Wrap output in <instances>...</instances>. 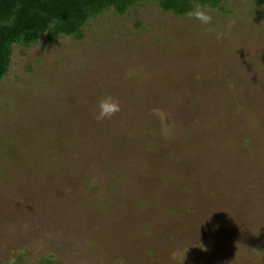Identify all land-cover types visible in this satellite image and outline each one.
<instances>
[{"label":"rangeland","instance_id":"1","mask_svg":"<svg viewBox=\"0 0 264 264\" xmlns=\"http://www.w3.org/2000/svg\"><path fill=\"white\" fill-rule=\"evenodd\" d=\"M222 7L145 2L13 47L0 264H264V3Z\"/></svg>","mask_w":264,"mask_h":264},{"label":"trees","instance_id":"2","mask_svg":"<svg viewBox=\"0 0 264 264\" xmlns=\"http://www.w3.org/2000/svg\"><path fill=\"white\" fill-rule=\"evenodd\" d=\"M151 1L164 12L178 16H187L196 5L224 9V0H0V83L10 70L15 45L29 48L45 36L50 42L59 36L82 40L90 20L109 10L124 15Z\"/></svg>","mask_w":264,"mask_h":264},{"label":"clouds","instance_id":"3","mask_svg":"<svg viewBox=\"0 0 264 264\" xmlns=\"http://www.w3.org/2000/svg\"><path fill=\"white\" fill-rule=\"evenodd\" d=\"M212 9L207 5H196L187 12L189 19H195L204 25H211L213 16L211 14ZM234 23V22H232ZM232 23L228 25L229 29L232 27ZM225 33H218L217 38H222ZM99 111L96 113L95 118L97 121H103L105 119H111L117 113L121 111V106L119 101L112 97L106 96L98 102ZM170 259L173 261V264H184V260L180 259V252L173 251Z\"/></svg>","mask_w":264,"mask_h":264}]
</instances>
